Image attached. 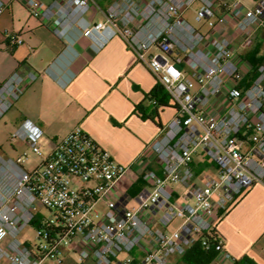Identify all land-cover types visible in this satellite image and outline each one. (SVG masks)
Wrapping results in <instances>:
<instances>
[{"label":"built area","instance_id":"2783aa9c","mask_svg":"<svg viewBox=\"0 0 264 264\" xmlns=\"http://www.w3.org/2000/svg\"><path fill=\"white\" fill-rule=\"evenodd\" d=\"M15 1L67 40L66 51L80 37L97 49L122 39L177 112L148 146L160 171L144 170L147 187L134 197L122 191L130 167L116 163L81 127L45 151L41 127L23 120L10 141L27 149L13 158L0 147V264H64L63 249L77 254L79 263L171 264L199 241L205 251L224 254L223 241L211 234L213 218L264 182V65L242 85L251 67L219 33L232 26L249 35L263 27L264 0L253 6L244 0H112L104 9L100 0ZM9 2L0 0V16ZM195 4V21L208 33L185 18ZM91 11L104 20L88 18ZM4 37L11 47L24 44L21 33ZM37 78L34 71H15L0 83V121ZM248 129L253 136L241 138ZM198 153L215 166V174L200 182L193 168ZM31 159L36 164L28 168ZM173 184L186 188L182 203L174 200ZM42 207L54 218L41 217ZM30 225L36 226L34 248L21 239Z\"/></svg>","mask_w":264,"mask_h":264},{"label":"crops","instance_id":"0c3cea01","mask_svg":"<svg viewBox=\"0 0 264 264\" xmlns=\"http://www.w3.org/2000/svg\"><path fill=\"white\" fill-rule=\"evenodd\" d=\"M9 1L0 16V83L15 71L38 74L9 111H13L15 128L25 119L34 122L41 127L43 147L49 151L75 127H81L116 163L130 167L122 191L134 197L147 187L143 171H160L148 146L162 135L175 116L176 107L169 99L168 106L158 108L157 116H142L137 107L141 106L151 116L154 105L147 95L158 82L122 39L115 37L97 49L89 39L80 37L66 51L69 42L56 37L51 25L33 17L15 0ZM256 1L244 0L247 6ZM100 3L104 9L110 2L100 0ZM88 18L103 21L104 15L91 11ZM196 28L209 32L203 23ZM6 31L21 33L24 44L9 46L4 37ZM219 34L231 39L234 49L251 69L252 62L264 65V26L249 35L237 33L232 26ZM49 67L51 71L46 74ZM26 149L24 142L16 141L11 142L8 151H2L14 158ZM193 168L197 182L215 174L214 164L202 153L194 157ZM171 188L176 203H182L186 189L179 193L173 185ZM134 205L131 200L129 206ZM213 224L224 240L225 253L218 254L211 264H233L243 256L264 264V182L244 190L225 215L213 218ZM24 242L30 246L29 241ZM62 255L66 264L83 263L69 249H63ZM171 264L184 263L180 256H173Z\"/></svg>","mask_w":264,"mask_h":264},{"label":"trees","instance_id":"16d2710c","mask_svg":"<svg viewBox=\"0 0 264 264\" xmlns=\"http://www.w3.org/2000/svg\"><path fill=\"white\" fill-rule=\"evenodd\" d=\"M107 1L111 2L112 0H107ZM257 66L258 65L252 62V69L247 74L242 85H244L245 87L250 85V83L257 77ZM147 99L151 103L153 101L156 102L151 116H149V114L147 115V113L142 111L143 108H141V106L137 107L138 110L142 113V116L147 117V118H150L152 116H157L158 108L162 106L163 107L168 106V102H169V96L160 84H157L155 88L153 89V91H151L147 95ZM253 134H254L253 130L248 129L246 130V135H241V138L246 139L248 136H253ZM35 223L36 221H34L33 224ZM211 234L214 236L215 239H220L221 241H223V244H224L223 238L216 230L212 231ZM205 237L209 239L212 238L209 234H206ZM217 255L218 253L214 251V249L210 251H205L199 241L190 250H188L183 256H181V262H183L184 264H211L216 259ZM85 261H87V264H94L91 261V259H87ZM233 264H256V262L248 256H243L240 259L235 260Z\"/></svg>","mask_w":264,"mask_h":264},{"label":"rangeland","instance_id":"374dc122","mask_svg":"<svg viewBox=\"0 0 264 264\" xmlns=\"http://www.w3.org/2000/svg\"><path fill=\"white\" fill-rule=\"evenodd\" d=\"M198 8V4H195L192 9H190L186 14L185 18L188 22H190L194 27H198L200 23L195 21V10ZM15 125H14V117H13V111L7 113L5 117L0 121V147L4 151H8L10 149V135L13 131H15ZM43 141V140H42ZM14 143V142H12ZM43 145V143H42ZM44 146V145H43ZM44 148V147H43ZM45 150V148H44ZM36 164L35 160L31 159L26 162V166L28 168L34 167ZM173 187L175 190H177L179 193L185 191V187L180 184H173ZM39 214L43 218L51 219L54 218V213L49 211L48 209L42 207L39 209ZM179 221H174L170 225V230H174L177 227V224ZM21 239L24 241H29V245L31 248H34L35 244L38 243V240L36 239V226L30 225L28 228L24 230V232L21 235ZM62 258H64L63 255H61ZM51 260H49L50 262ZM52 262V261H51ZM84 263V262H83ZM82 263V264H83ZM64 264L66 262L64 261ZM73 264V263H72Z\"/></svg>","mask_w":264,"mask_h":264}]
</instances>
